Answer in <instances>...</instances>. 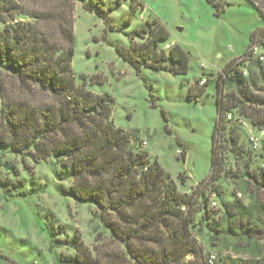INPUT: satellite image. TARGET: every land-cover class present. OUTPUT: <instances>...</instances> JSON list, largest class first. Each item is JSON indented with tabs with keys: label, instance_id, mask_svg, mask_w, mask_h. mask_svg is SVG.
Masks as SVG:
<instances>
[{
	"label": "trees",
	"instance_id": "obj_1",
	"mask_svg": "<svg viewBox=\"0 0 264 264\" xmlns=\"http://www.w3.org/2000/svg\"><path fill=\"white\" fill-rule=\"evenodd\" d=\"M76 1L0 0V149L18 155L24 173L31 169L28 160L61 158L73 179L64 193L94 204L116 243L115 249L108 244L92 253L77 235L58 240L56 246L75 250L63 264H264V0H249L261 25L216 79L211 170L191 192L180 191L150 158L136 130L114 124V99L88 88L93 76L74 71ZM206 1L217 12L225 8L218 0ZM122 2L87 9L107 22ZM129 7L127 23L143 6L130 0ZM168 39L158 20L147 19L131 31L128 45L115 50L137 72L146 67L187 73L189 55L181 46L159 48ZM201 79L196 92L190 86V97L204 92L207 78L199 86ZM238 117L262 135L259 155L249 135L242 139ZM221 180L232 184V199ZM24 185L20 179L12 187Z\"/></svg>",
	"mask_w": 264,
	"mask_h": 264
},
{
	"label": "rangeland",
	"instance_id": "obj_2",
	"mask_svg": "<svg viewBox=\"0 0 264 264\" xmlns=\"http://www.w3.org/2000/svg\"><path fill=\"white\" fill-rule=\"evenodd\" d=\"M104 1V6L114 2H75L72 67L76 74L93 76L91 82L87 80L90 90L113 97L114 124L127 131L136 130L138 138L146 141L142 148L150 158L171 175L180 191L191 192L211 170L216 79L227 63L245 52L261 19L249 0H218L225 7L220 12L206 0H139L143 7L127 23L130 0H123L106 22L87 9ZM147 19L158 20L169 32V39L159 48L178 44L188 53L187 73L146 67L137 72L116 53V46L128 45L131 31ZM111 25L115 29H109ZM205 77L204 92L190 97V86ZM232 115L236 116L234 112ZM238 118L242 120V139H247L250 130L262 138L245 119ZM229 157L232 165L235 159ZM0 158L5 164L0 167V264H63L75 250L70 245L58 247L55 242L72 241L74 235L92 253L94 248H106L108 244L116 248L95 205L79 203L64 193L73 179L61 158L38 164L28 160L31 169L25 173L18 155L0 149ZM20 179L24 187L13 189L12 184ZM221 182L225 196L232 199V184Z\"/></svg>",
	"mask_w": 264,
	"mask_h": 264
},
{
	"label": "built area",
	"instance_id": "obj_3",
	"mask_svg": "<svg viewBox=\"0 0 264 264\" xmlns=\"http://www.w3.org/2000/svg\"><path fill=\"white\" fill-rule=\"evenodd\" d=\"M262 59V57H260ZM205 82V78H202L200 81H199V86H201L203 83ZM230 117V116H228ZM261 134H264V130L261 131ZM249 142L252 146L253 149H258L260 147V141H259V136H256V134L253 132V131H249ZM143 144L145 145L146 144V141H143ZM183 152V150H181ZM213 205H215V202L213 201L212 202ZM212 259H214V254L211 253L209 255V260L211 261Z\"/></svg>",
	"mask_w": 264,
	"mask_h": 264
}]
</instances>
